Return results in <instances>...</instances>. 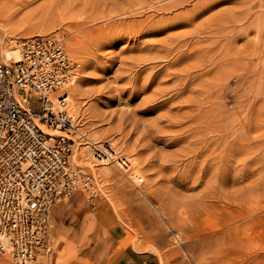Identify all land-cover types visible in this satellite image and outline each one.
Wrapping results in <instances>:
<instances>
[{
    "label": "rangeland",
    "instance_id": "1",
    "mask_svg": "<svg viewBox=\"0 0 264 264\" xmlns=\"http://www.w3.org/2000/svg\"><path fill=\"white\" fill-rule=\"evenodd\" d=\"M71 1L0 0L3 60L5 50L14 48L11 39L60 35L69 55L79 64V77L73 87L83 89L77 97L71 94L68 102V110L78 111L71 159L89 174L91 181L87 185L84 180L80 189L52 206L48 219L50 249L30 264H264V118L255 111L264 114V0H190L185 6L162 13L155 12L151 0H98L102 14L79 4L75 8L79 15L61 16L60 10ZM199 2H209L210 9L192 23L182 22L162 33L132 37L136 29L128 35L129 29L120 22L149 18L163 21ZM114 3L135 8L138 13L100 17L107 15ZM50 8L59 16L50 17ZM90 12L99 15L91 20L86 18ZM242 13L245 21L234 23L231 19L230 27H226L229 23L225 16L240 17ZM215 16H222L212 20L217 58L229 62L226 67L218 65L215 75L204 73L193 80V86H200L198 98L206 101V106L210 104L214 112L212 125L222 128V116L228 115L224 119L231 120V145L225 148L224 134L216 132L204 154L206 148L199 141L195 145L185 138L174 144L170 131L187 125L195 127L199 122L169 126L162 117L163 109L155 107L162 99L153 102L146 112L152 105L148 98L153 87L133 95L129 68L138 54L148 52L149 47L143 49L147 42L191 32ZM108 23L115 25L101 32ZM201 34L202 39L208 36L203 30ZM238 34L242 36L233 42L230 55L224 56L222 47ZM99 41L104 43L100 47ZM243 45L247 47L246 63L239 67L230 59ZM165 64L162 62L160 67ZM206 83L212 89L207 90ZM188 110L185 107L182 112ZM162 125L169 127L164 128L165 133L159 132ZM158 136L163 140H157ZM98 145L108 149L113 146L115 151L109 160L101 162L94 157ZM120 161L136 162L137 174ZM199 167L204 172H198ZM108 169L112 174L105 172ZM254 216L260 217L259 224L247 230L244 223ZM236 236L252 239L254 247L228 253L229 238ZM258 252L261 256L257 258ZM0 264L20 263L9 251L0 250Z\"/></svg>",
    "mask_w": 264,
    "mask_h": 264
},
{
    "label": "built area",
    "instance_id": "2",
    "mask_svg": "<svg viewBox=\"0 0 264 264\" xmlns=\"http://www.w3.org/2000/svg\"><path fill=\"white\" fill-rule=\"evenodd\" d=\"M10 41L20 45L22 58L6 62L0 56V250L30 264L50 249L52 206L91 180L71 159L78 118L68 99L79 64L64 38L37 34ZM101 147L95 156L106 152L96 159L109 160L111 146Z\"/></svg>",
    "mask_w": 264,
    "mask_h": 264
},
{
    "label": "bare ground",
    "instance_id": "3",
    "mask_svg": "<svg viewBox=\"0 0 264 264\" xmlns=\"http://www.w3.org/2000/svg\"><path fill=\"white\" fill-rule=\"evenodd\" d=\"M60 1V0H59ZM153 2L150 3L155 10V12L162 13V11L172 12L173 10L185 6L190 0H151ZM81 4L85 10L93 9L94 13L103 12V6L100 5L98 0H72L70 4H67V7L64 10H60L61 16L65 17H74L75 15H79V11L76 10L77 6ZM114 8L108 10L107 15H101L100 17L106 16H114L121 15V16H131L133 14L138 13V10L132 7L124 8V5L121 3H114ZM195 7L186 10V11H179L172 14L169 17L163 18V21H156L152 18L137 22L135 20H120V22L125 25L126 29H129L126 34L129 35L130 30L136 29L135 33L132 37L138 36V34H151V33H162L167 31V29L172 28V26H177L184 23H192L195 17H200V14L203 13L205 10L208 11L211 7L209 2L194 5ZM201 6L202 8H200ZM69 7V8H68ZM51 9V8H50ZM52 10V9H51ZM53 11V10H52ZM163 12V13H165ZM83 12L81 11V14ZM56 14V15H55ZM97 14V15H99ZM50 17H58L59 14L56 12L50 13ZM91 12L87 14L86 18H91L94 20V16ZM222 16H215L207 19L208 22L203 24H198L195 26L191 32L188 33H174L171 35H165L161 39H154L151 42H147L143 49L149 50L147 53L138 54L134 58L133 65L129 68V72L132 75L130 78L131 82H133L132 87V94L136 95L139 92H145L147 89L153 87L152 94H150L148 101L152 104L147 107L146 112L150 110L153 106L155 101L162 99L163 101L160 102L157 106L158 109H163L164 119L167 120L169 126H175L178 124H186L189 121H192L196 124V121L199 122L197 126L191 127L190 125L185 126V128L170 130L173 133V140L174 144L179 141H184L185 138H189L188 141L192 140L195 145L197 141L202 143V147L205 149L204 154L208 151L211 144H213V134L216 132H221L224 134V145L225 148L228 145H231V141L228 136L229 126L231 124V120L224 119L228 115L222 116L223 127H215L213 122L215 121L214 112L211 110V106H206V101H203L198 98L197 94L200 92V86H193V80L200 79L204 73L209 74H216V68L218 65L222 67H226L228 65L229 59L227 58H217V52L215 50L214 44L216 43L211 37V31L214 29V24L212 20H217ZM182 18V20H178ZM231 19L234 23L237 21H245V13H242V16L237 17L232 14V18L230 16H225V21L229 24L226 25L227 28L230 27ZM115 23H108L106 27H102L101 32L106 31L107 28L114 26ZM202 30L204 33H207V37L202 39ZM35 35V34H34ZM33 36V35H31ZM242 34H238L237 36H232L229 38V42L224 44L222 50L224 51V56L230 55L232 51V44L233 42L237 41ZM30 37V36H28ZM102 37V36H101ZM129 37V36H128ZM195 37V38H194ZM211 41V42H210ZM98 46H102L104 43L99 41ZM20 45H15L13 49H7L4 52L5 60L7 61H14L19 62L21 61L22 55L20 51ZM221 48V47H220ZM246 46L243 45L242 49H238L235 58L230 59L231 63L239 67H243L246 63L245 61V53H246ZM256 54L259 55V48L255 49ZM91 55V54H90ZM96 55L89 57L88 60L95 58ZM165 62V66H161V63ZM147 64H154L149 67H146ZM204 67V71H200L201 67ZM145 73V74H144ZM144 75V76H143ZM241 76H244L242 74ZM75 82L71 85L69 95H74L77 97L79 93L83 92V89L74 86ZM76 85V84H75ZM208 87L207 90L212 89V86L209 84H205V88ZM210 93V91H209ZM165 96H168L165 99ZM212 96L209 95V98ZM71 99L69 96L68 101ZM178 99V100H173ZM193 103V104H189ZM74 105V104H73ZM185 107H189V110L186 112H182V109ZM261 109V108H260ZM175 110V111H174ZM258 111V117H263L264 114L262 111ZM73 116L78 114L75 108H71L69 111ZM173 112H176L173 114ZM213 112V113H212ZM76 117V116H75ZM160 121H158L159 123ZM160 124V123H159ZM42 127V126H41ZM166 125H162L159 127V132L165 133ZM44 128V127H42ZM169 128V127H167ZM45 129V128H44ZM185 129V130H184ZM187 130V131H186ZM47 133L53 134L50 131L45 130ZM186 133V134H185ZM55 134V133H54ZM84 134V133H83ZM157 140H163L162 136H158ZM219 142V139H217ZM220 143V142H219ZM98 150L101 151L103 148L101 145H98ZM112 151L114 150L113 146H111ZM96 150V149H95ZM115 151V150H114ZM196 152V150H193ZM96 152V151H95ZM106 151L102 152L105 153ZM101 153V154H102ZM201 153V152H200ZM199 153V154H200ZM96 153L94 157H103ZM188 155V154H187ZM182 156H186V153H183ZM179 157V156H178ZM227 158V157H226ZM99 160V159H98ZM106 159H100V161L104 162ZM224 160V159H223ZM222 160V161H223ZM229 160V157L227 158ZM176 162V161H175ZM121 163V164H120ZM120 164L126 167L128 170L134 167L137 168V163H127L126 161H120ZM126 164V165H125ZM135 164V165H133ZM198 165V164H197ZM107 174H112L111 170H105ZM138 169L133 171V174H137ZM198 172H204L202 167L198 168ZM175 177L181 178V176L176 175ZM139 178V177H138ZM252 220H249L244 223V228L247 230L250 227H254L255 225L259 224L260 217H253ZM229 240L231 241L230 252L236 253L239 250L244 249L245 247L248 248L249 245H253L254 242L252 239L246 240L245 237L236 236L230 237ZM245 248V249H246ZM261 256V252L255 254V257ZM263 256V255H262Z\"/></svg>",
    "mask_w": 264,
    "mask_h": 264
},
{
    "label": "crops",
    "instance_id": "4",
    "mask_svg": "<svg viewBox=\"0 0 264 264\" xmlns=\"http://www.w3.org/2000/svg\"><path fill=\"white\" fill-rule=\"evenodd\" d=\"M142 263H143V264H147V262H146V261H142Z\"/></svg>",
    "mask_w": 264,
    "mask_h": 264
}]
</instances>
